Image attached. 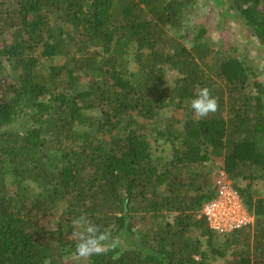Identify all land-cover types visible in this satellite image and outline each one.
<instances>
[{
    "label": "trees",
    "instance_id": "1",
    "mask_svg": "<svg viewBox=\"0 0 264 264\" xmlns=\"http://www.w3.org/2000/svg\"><path fill=\"white\" fill-rule=\"evenodd\" d=\"M193 1L0 0V264H78L82 214L121 243L79 264H264V83L207 30L170 33ZM211 1L264 45V0ZM205 87L199 119L183 104ZM217 160L255 219L221 241L202 216Z\"/></svg>",
    "mask_w": 264,
    "mask_h": 264
},
{
    "label": "rangeland",
    "instance_id": "2",
    "mask_svg": "<svg viewBox=\"0 0 264 264\" xmlns=\"http://www.w3.org/2000/svg\"><path fill=\"white\" fill-rule=\"evenodd\" d=\"M221 13L216 9L215 4L211 0H194L193 3L186 7L183 17V26L180 31H171L172 35L178 36L180 41L190 48V41L198 34L200 29L207 30V38L219 49L225 50L233 55L239 56L241 59L250 64L258 74L259 80L264 83V45H261L257 38L247 34L236 23L226 21L220 16ZM224 26L221 28V26ZM134 49L130 50L128 60L130 62L131 70H135L134 63ZM7 62V61H6ZM9 72V70H8ZM11 74V72H10ZM174 74H169V87L172 88L175 84ZM85 85V83H83ZM178 101V100H177ZM176 102H173L167 109L162 111V117H178L183 118L184 110H175ZM183 105L189 106L190 103L185 102ZM150 124V122L148 123ZM18 123L15 125V127ZM8 129V128H7ZM153 154L164 153L165 158L168 159L172 151L170 146H166L162 143H154ZM223 166V162L217 160L214 163L215 171L218 174ZM220 169V170H219ZM218 171V172H217ZM34 191H37L33 185H29ZM253 190L256 193V197L264 198V181H257L253 184ZM166 218L169 221H173L174 214H166ZM51 226H55V222L51 221ZM53 227V228H55ZM219 234L218 241H221L224 235ZM222 239V240H223ZM81 263L80 258H76ZM230 259V257L228 258ZM228 260L218 258L214 264H227Z\"/></svg>",
    "mask_w": 264,
    "mask_h": 264
},
{
    "label": "clouds",
    "instance_id": "3",
    "mask_svg": "<svg viewBox=\"0 0 264 264\" xmlns=\"http://www.w3.org/2000/svg\"><path fill=\"white\" fill-rule=\"evenodd\" d=\"M190 107L197 118L207 119L218 111L219 102L207 87L198 88L195 97L191 100ZM71 224L72 237L76 241L74 255L82 261H87L94 255H104L113 251L121 243L120 237L113 236L110 228L101 230L85 214L74 218ZM49 227L53 230L55 226Z\"/></svg>",
    "mask_w": 264,
    "mask_h": 264
},
{
    "label": "built area",
    "instance_id": "4",
    "mask_svg": "<svg viewBox=\"0 0 264 264\" xmlns=\"http://www.w3.org/2000/svg\"><path fill=\"white\" fill-rule=\"evenodd\" d=\"M217 197L205 204L202 216L209 227L220 234L230 233L254 224V216L245 208L240 195L232 187L224 170L217 174Z\"/></svg>",
    "mask_w": 264,
    "mask_h": 264
}]
</instances>
